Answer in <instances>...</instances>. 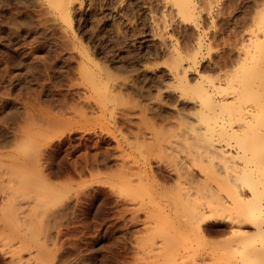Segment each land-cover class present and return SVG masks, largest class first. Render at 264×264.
<instances>
[{
	"label": "rangeland",
	"instance_id": "374dc122",
	"mask_svg": "<svg viewBox=\"0 0 264 264\" xmlns=\"http://www.w3.org/2000/svg\"><path fill=\"white\" fill-rule=\"evenodd\" d=\"M61 1L57 8L55 0H0V264H172L166 250L172 218H155L158 199L149 201L155 188L143 172L172 186L176 177L165 167L184 147L175 133L184 118L194 120L174 85L175 56L194 50L199 37L202 75L237 71L242 46L261 41L251 48L264 53V0H195L192 21L174 0ZM256 60L251 75L264 93V58ZM41 193L47 197L40 202ZM34 231L40 234L30 238ZM215 232L206 235V246L188 233L189 251L177 264L228 258L215 245L227 235Z\"/></svg>",
	"mask_w": 264,
	"mask_h": 264
},
{
	"label": "bare ground",
	"instance_id": "6f19581e",
	"mask_svg": "<svg viewBox=\"0 0 264 264\" xmlns=\"http://www.w3.org/2000/svg\"><path fill=\"white\" fill-rule=\"evenodd\" d=\"M55 1H56L55 6L57 5V8L62 7L61 6L62 5L61 0H55ZM174 2H175L174 4H176V6L179 7L180 16L185 17L186 21H189V20L192 21L191 17L194 16L192 14V12L195 10L194 7H195L196 1L195 0H174ZM210 10H208V11H210ZM63 12L66 13L67 11H63ZM66 18H67V15H66ZM262 21H264V14H262V16H261V22ZM66 25L69 26V23H66ZM252 29H253V27H252ZM253 34H254V36L257 35V34L255 35V33H253ZM260 42L261 41H259V43ZM259 43H256V44L258 45ZM253 44H254V42H253ZM253 44L251 43V45H253ZM256 44L253 45V46H255V48L257 46ZM227 45H228V43H227ZM227 45H225V46H227ZM251 45L250 46L247 45L246 49L248 46L250 49ZM202 46H203V43H202L201 39L198 37V39L195 43V46H194L195 48H193L194 50L187 52V53L186 52L184 53L182 51L184 53V56H182V55L180 56V53L176 55L177 57L175 56V58L178 61L176 59L175 60L177 61V63L178 62L179 63L174 68L175 71L172 74L173 79L176 80V82L174 81L176 83L174 85L180 90L181 97L183 99H185L187 102H190L191 105H189V106H190V109L193 111L189 110V106H188V110L191 111L190 116H188V117L192 116V118H194V120L191 118L193 121L189 120L191 122H189V121L187 122V121H185V119L187 120V118H184L183 119L184 122L180 121L179 129H178V130H180L179 131L180 135L178 136L179 132L175 133V134H177L176 136L179 139L183 140L184 145L182 144V146H184V147L182 150L179 149V151H177L178 148L176 149V147H175L177 152L173 153L175 151H172V153H173L172 157L169 156V159H170V157L172 159H171V161L170 160L168 161V166H166L167 168L164 165L165 170L169 171L170 176L176 177L175 178L176 180L175 181L173 180L174 182H172L173 183L172 186L167 187L163 184L158 183L155 180L156 175L152 174L151 170L143 172V176L147 182V185H149V183H151L150 185L155 188V191L150 196L151 198L149 199V201L151 199L154 200L155 196L158 199V202H155V204H154L155 209L151 208V210L154 209V212H152L151 210L150 211L155 214V218L157 217V219L159 221L161 218H163V219L164 218H166V219L172 218V219H170V223H169V221L166 222L165 219L163 220V222L165 221L167 223V228L171 227L170 230H172V233L170 232L171 234H169V238L168 239L166 238L167 239L166 246L168 247V249H166V250L167 251L169 250L168 251L169 252V258H170L172 264H177V262H178L177 258L180 255V253L182 251L185 252V250H188V248H190L188 245H191L190 241H192L191 240L192 236H195V237L197 236L198 240H201L202 244L205 245L208 242L207 237L210 236V235L209 236H206V235L207 234H214L213 233L214 231H216L215 234L217 233L219 236L220 235L222 236L223 234L225 236L227 235L226 239H223V241L220 240V242L216 241L215 245H217L219 243V246L217 245L219 248H221L223 246L221 249H223V251L226 249V251H224V252H227V253H225V255H227V257L229 256L230 259H229V257L228 258L223 257L224 259H228V261L226 262V260L222 259L223 260L222 261L220 259V258H222V256L221 257L218 256L219 258L213 257L212 260L210 261L211 264H219L221 262H222V264H264V178H261L262 176H264V156L261 155V154H264V151H262V153H261L258 150V149H261L260 144L261 145L264 144V143H261V142H264V95H262L264 93H262V91L259 92L258 88H260L259 87L260 85L257 86V84L254 82L253 79H256V78L252 77L251 66H250V65H252V63L254 61L257 62L256 59H258L259 57L264 58V56H262V55H264V53L260 54L258 51L259 49L257 50L255 48L254 49L257 50V52H255L253 48H251L252 49L251 51L248 49L246 50V49H244L245 47L243 48V46H242V51L244 53L243 54L244 57H243V60L240 59L241 61L238 59L239 61H237V62H241V64H239L241 66L240 67L237 66L238 69L235 66L237 71H232V72L228 71L229 73L223 72V71H225V69H226L225 68L224 70L221 69L223 74L220 71V73H221L220 75H217L216 77L215 76L214 77H208L207 74L205 76L202 75V73H200L201 70L199 72V70L197 69V67H198L197 65L200 64V62L198 63V55H201ZM260 48H262V47H260ZM260 50H262V49H260ZM174 51H175V49H174ZM210 51H211V49H210ZM252 51H254V52H252ZM240 52H241V50H240ZM208 57H210V54ZM222 60H220V61H222ZM214 62H215V64L217 63V61H214ZM223 62H224V64H223ZM227 62H229V61L227 60L226 63ZM259 62H260V60H259ZM226 63H225V60L222 61V64L220 62V64L223 65L222 68H224L227 65ZM215 64H213V66ZM93 66H95V65H93ZM96 66H98V65H96ZM217 66H218V64H217ZM220 66L217 67L218 72H219L218 68L219 69L221 68ZM254 67H255V65H254ZM257 67H258V65H257ZM252 68H253V66H252ZM228 69H229V66H228ZM85 70H86V68H85ZM214 70H213V72H214ZM232 70H233V68H232ZM88 71H89V69H88ZM258 71H261V70L259 69ZM203 72H204V70H203ZM85 73L87 74V72H85ZM191 73H194V74H191ZM190 75L191 76L193 75V78L195 76V78L192 79V77H190ZM90 76H91V74H90ZM93 77L89 78L91 82L94 81ZM255 77H256V75H255ZM67 78H68V76H67ZM92 79H93V81H92ZM260 80H262V78ZM102 81H104V80H102ZM258 82L260 83L261 81H258ZM260 84L264 85V83H260ZM172 87H174L173 84H172ZM103 89L105 90L106 88H103ZM172 90H174V89H172ZM105 93H106V91H105ZM99 95H100V93H99ZM174 99H172V100H174ZM98 102H100V101H98ZM60 104H61V102H60ZM177 111H179V110H177ZM180 111H181L180 113L178 112L179 114L177 113L179 115V117H180V114H182V111H184V109L183 110L181 109ZM185 115H188V114L185 113ZM165 116H167V115H165ZM163 117H164V115H163ZM179 119L182 120L181 118H179ZM58 120L59 119H57L56 121H58ZM52 123H53V121H52ZM54 123H53V126H54ZM72 124H74V123H72ZM150 124H151V122H150ZM16 125H17V123H16ZM154 128L152 129L153 132H154ZM4 132H6V131H4ZM155 133H157V131ZM155 133H154V135H156ZM21 137H22V135H21ZM177 137H175V138H177ZM168 138H170V137H168ZM161 139H162V137H161ZM161 139H159V140H161ZM182 140H180V141H182ZM168 141H170V140L168 139ZM169 146H171V145H169ZM262 150H264V149H262ZM257 152H258V156H257ZM25 154H26V152H25ZM25 154H23V155H25ZM182 154H183V156H182ZM25 156H27V154ZM22 159H23V157H22ZM240 163H242V166L240 165ZM166 164H167V162H166ZM25 165H26V163H25ZM21 166H23V165H21ZM21 166H19V167H21ZM260 166H262V167L260 168ZM193 168H197L196 170L198 172L196 173L195 169H194V171H195L194 172ZM258 168L262 169V171H258L257 170ZM122 170H123V168H122ZM125 171H127V170H125ZM125 171H124V173H125ZM129 172H127V173L129 174ZM159 172H158V174L160 175ZM163 172L164 171H162L161 173H163ZM16 174H18V173H16ZM141 174L142 173L140 171L138 176H141V177L139 179L142 178ZM200 175L203 176L202 179H201ZM19 176H21V175H18V177ZM258 176H261V177H258ZM24 177H26V176H24ZM199 177H200V179H199ZM37 178H36V181L38 182L40 177L38 180H37ZM121 178H123V176ZM144 178L141 179L142 182L144 181L143 180ZM165 178H167V177H165ZM18 179L19 178H17V180ZM21 180L23 181L24 178ZM21 180H19V181H21ZM33 180H34V178H33ZM124 180H126V179H124ZM28 181H26V179H25V181H23V183L21 182V184L26 187L29 184ZM38 184H40V181L38 182ZM144 184H146V183H144ZM33 185L35 186V184H33ZM44 185H45V187H47V188H45V190L49 189L51 191V192L49 191L50 195H53V196L56 194L58 195V193L56 192L57 191L56 187L53 186L52 188H50L45 183H44ZM60 185H62V184H60ZM39 186L41 187V185H39ZM37 188H38V186H37ZM57 188H59V187H57ZM39 190H40V188H39ZM125 191L127 192V190H125ZM131 191H133L134 193L137 192L134 190H131ZM128 192H130V190H128ZM59 193H61V192H59ZM122 193L124 194V192H122ZM39 196H40L39 197L40 202H41V199H44L45 197H47V195H44V193H41ZM165 196H169L170 199L168 198L169 201H167V203H166L167 206H164L165 204L162 206L161 205L162 203L160 204L159 200L161 198L162 199L166 198ZM137 198H141V197H137ZM46 199H48V198H46ZM56 199H58V197ZM52 200L49 198V202H51V204L54 203ZM168 202H169V204H168ZM153 203H154V201L152 202V204ZM42 204H44V203H42ZM46 204L47 203H45V205ZM36 207H38V206H36ZM37 209H39V207ZM39 212H40V210H39ZM41 212L44 213V210H41ZM151 212H150V214L152 215ZM179 213H181V215H179L180 216L179 220H177V219L175 220L174 217L171 216L174 214V215H176L175 217H177V214H179ZM11 216H12V214H11ZM173 219H174V221H173ZM171 220H172V224H171ZM159 221H157V222H159ZM35 222H36V220H35ZM168 223H169V226H168ZM160 224H163V223H160ZM165 225L166 224H164V226ZM170 225H172V226H170ZM207 225H209V227L211 228L210 229L211 232L206 228ZM31 227L33 228V226H31ZM247 229H250V230H247ZM170 230H167V231H170ZM24 232H26V231H24ZM35 232L36 231L30 233V238L35 237V235H36ZM36 233H38V232H36ZM184 233L186 234V236L182 237L183 235H185ZM188 233L189 234L191 233L192 236L190 237L191 234L189 235ZM38 234H40V233H38ZM186 237H187V239H185ZM196 242H197V240H196ZM198 244H200V243H197L195 245H198ZM210 244L214 245V243H210ZM194 251H196V250H194ZM196 252H194L193 255H195ZM221 253H222V251H221ZM191 254H192V251H191ZM181 255H183V254L181 253ZM193 255L192 256L189 255V256L193 257ZM197 255H198V253H197ZM197 255H196V257H197ZM198 257H197V259H198ZM194 258H195V256H194ZM176 260H177V262H176ZM205 260H204V263L202 261L203 264L209 263V262H206ZM188 261H189V259H188ZM190 261H192V259H190ZM193 262H196V261H193Z\"/></svg>",
	"mask_w": 264,
	"mask_h": 264
}]
</instances>
